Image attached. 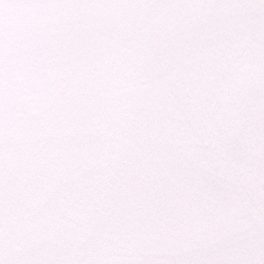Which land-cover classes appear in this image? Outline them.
Segmentation results:
<instances>
[{"label":"snow or ice","instance_id":"6c2138e0","mask_svg":"<svg viewBox=\"0 0 264 264\" xmlns=\"http://www.w3.org/2000/svg\"><path fill=\"white\" fill-rule=\"evenodd\" d=\"M0 264H264V0H0Z\"/></svg>","mask_w":264,"mask_h":264}]
</instances>
